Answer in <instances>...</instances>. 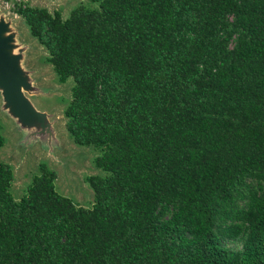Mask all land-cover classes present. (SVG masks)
<instances>
[{"label":"trees","instance_id":"trees-1","mask_svg":"<svg viewBox=\"0 0 264 264\" xmlns=\"http://www.w3.org/2000/svg\"><path fill=\"white\" fill-rule=\"evenodd\" d=\"M93 1L17 4L106 174L83 207L0 163V264H264V0Z\"/></svg>","mask_w":264,"mask_h":264},{"label":"rangeland","instance_id":"rangeland-1","mask_svg":"<svg viewBox=\"0 0 264 264\" xmlns=\"http://www.w3.org/2000/svg\"><path fill=\"white\" fill-rule=\"evenodd\" d=\"M19 3L46 7L50 12L59 10L66 18L79 4L98 8V2L0 0L1 36L6 41L4 51L15 57L19 66L20 94L30 102L32 117L45 118L39 124L22 125L4 101L8 91H3L4 85L13 87L19 78L15 73L0 75V124L4 138L0 147V163L9 164L13 169L14 179L10 190L15 198L21 197L33 176L40 173L41 164H44L56 172L55 188L60 194L79 206L90 207L94 198L87 177L106 174L94 164V158L100 151L92 146L77 145L66 129L64 109L71 99L73 78L69 77L63 83L58 80L46 59L47 51L29 33L23 18L16 12Z\"/></svg>","mask_w":264,"mask_h":264},{"label":"water","instance_id":"water-1","mask_svg":"<svg viewBox=\"0 0 264 264\" xmlns=\"http://www.w3.org/2000/svg\"><path fill=\"white\" fill-rule=\"evenodd\" d=\"M2 26L0 25V75L9 76L12 73L18 79L17 82L10 87L4 85V92L8 91V97L4 98L6 105L10 106V111L13 116L22 123V125L32 126L43 122L45 118H34L30 111V102L22 98L21 93V74L18 64L16 63L15 57L9 56L5 51L6 41L2 38ZM15 71V72H14ZM14 77V76H13ZM11 88V89H10ZM9 103V104H8Z\"/></svg>","mask_w":264,"mask_h":264}]
</instances>
